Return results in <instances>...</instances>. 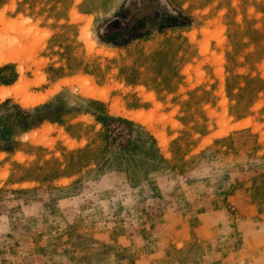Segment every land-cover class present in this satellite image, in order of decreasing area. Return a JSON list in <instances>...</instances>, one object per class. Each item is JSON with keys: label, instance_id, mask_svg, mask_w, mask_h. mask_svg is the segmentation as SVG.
Wrapping results in <instances>:
<instances>
[{"label": "rangeland", "instance_id": "374dc122", "mask_svg": "<svg viewBox=\"0 0 264 264\" xmlns=\"http://www.w3.org/2000/svg\"><path fill=\"white\" fill-rule=\"evenodd\" d=\"M0 16V264H264V0Z\"/></svg>", "mask_w": 264, "mask_h": 264}, {"label": "bare ground", "instance_id": "6f19581e", "mask_svg": "<svg viewBox=\"0 0 264 264\" xmlns=\"http://www.w3.org/2000/svg\"><path fill=\"white\" fill-rule=\"evenodd\" d=\"M1 17V16H0ZM4 24V22H2V18H0V27H1V25H3ZM4 34H6V32H4V30H1L0 31V49H3V47H6L8 44V42H5V40H4V38H5V35ZM19 37V36H18ZM18 44V43H17ZM14 47H15V45H14ZM17 47V46H16ZM9 48V47H8ZM4 50H5V48H4ZM0 52H2V50L0 51ZM4 52V51H3ZM1 56V55H0ZM3 56V55H2ZM7 56V55H6ZM16 60V59H15ZM12 61H13V59H12ZM7 62V60L5 59V58H0V65H3L4 63H6ZM13 94H15V92L12 90V89H0V97L2 98V99H4V98H6V97H8V96H10V95H13ZM37 100H31V99H26L25 100V104L27 105V106H30V105H35V104H37Z\"/></svg>", "mask_w": 264, "mask_h": 264}, {"label": "trees", "instance_id": "16d2710c", "mask_svg": "<svg viewBox=\"0 0 264 264\" xmlns=\"http://www.w3.org/2000/svg\"><path fill=\"white\" fill-rule=\"evenodd\" d=\"M179 18L182 19L185 22H183V23L179 22L178 21ZM171 19H172V22L163 25V27L161 29L182 26L185 23L189 22V19L187 17L183 16L182 14H177V16H171ZM115 33H117V32H115ZM143 36H144L143 34L135 33L133 35H129V36L125 37L124 40H122L120 42H116L114 40H110V42H112L115 45H123L125 43L130 42L133 39L141 38Z\"/></svg>", "mask_w": 264, "mask_h": 264}]
</instances>
